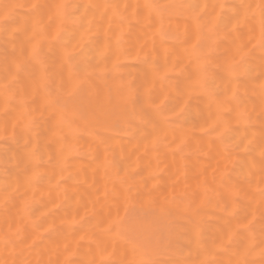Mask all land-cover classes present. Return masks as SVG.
Wrapping results in <instances>:
<instances>
[{
    "label": "bare ground",
    "instance_id": "6f19581e",
    "mask_svg": "<svg viewBox=\"0 0 264 264\" xmlns=\"http://www.w3.org/2000/svg\"><path fill=\"white\" fill-rule=\"evenodd\" d=\"M260 2L0 0V259L135 264L131 215L152 264H264Z\"/></svg>",
    "mask_w": 264,
    "mask_h": 264
},
{
    "label": "rangeland",
    "instance_id": "374dc122",
    "mask_svg": "<svg viewBox=\"0 0 264 264\" xmlns=\"http://www.w3.org/2000/svg\"><path fill=\"white\" fill-rule=\"evenodd\" d=\"M166 39L171 40V38L167 37ZM129 63H133L134 61L130 60ZM171 118V117H170ZM129 116L127 112L124 110H120L118 112H114L109 119L103 120L102 127L109 130L113 134L117 136L123 135V130L125 124L128 122ZM125 228L122 229L121 234L126 237L130 242H134L139 246V248L146 253L149 257H153V255L160 252V249L163 244L164 238L163 232L161 230H156L154 232L155 236L150 234L139 227L134 223L131 215H126L124 218ZM150 232V231H149Z\"/></svg>",
    "mask_w": 264,
    "mask_h": 264
},
{
    "label": "clouds",
    "instance_id": "9594fccd",
    "mask_svg": "<svg viewBox=\"0 0 264 264\" xmlns=\"http://www.w3.org/2000/svg\"><path fill=\"white\" fill-rule=\"evenodd\" d=\"M262 5H264V0H261V2L256 4L255 7H250V9L244 13V17H242L241 20L236 22V23H241L243 22V19L248 16H252V15L258 16L259 18L258 22H259V28H260V39L257 41V43H260L261 40L264 39V30H262V8H261ZM62 15H63V10H62ZM233 26L235 27V24ZM59 34H60V30L57 31L56 35H59ZM34 47L35 45L33 46V48ZM204 81H205V77L202 76L200 80L198 81V83L202 85ZM152 87H153L152 84H146L144 86V92L146 96L151 98V102L149 103L150 107H152L153 109L157 111H160L163 108V106L167 103L169 97L167 94H164L160 97L153 98ZM227 131H228V128L227 126H225L221 130V134L223 135ZM259 253H264V248H261ZM259 253H255V254H259ZM208 259L209 258L206 257L204 260L206 264H208ZM0 264H9V262L5 261L4 259H0ZM22 264H31V262L29 260H24ZM135 264H152V258H150L147 255H144L141 257V259L136 261Z\"/></svg>",
    "mask_w": 264,
    "mask_h": 264
},
{
    "label": "snow or ice",
    "instance_id": "6c2138e0",
    "mask_svg": "<svg viewBox=\"0 0 264 264\" xmlns=\"http://www.w3.org/2000/svg\"><path fill=\"white\" fill-rule=\"evenodd\" d=\"M36 5L33 4L32 7H35ZM65 8V5L64 4H60L57 6V11H58V14L62 15V10ZM262 8V30H264V5L261 6ZM12 13V10L9 9L8 11L4 12L3 14H0V20H4L6 19L9 15H11ZM260 44L264 45V39L261 40ZM36 52V49L35 47L33 48V53ZM243 59V57H241V60ZM236 63V62H234ZM261 92H262V95H264V83L261 84ZM232 96H235V91L232 92ZM148 102L150 103L151 102V98L148 97ZM185 106H186V102L185 104H181L178 106L177 108V111L175 113H173L174 115L178 116L180 113H182L184 110H185ZM216 124L215 121H213L211 124L208 125L209 128L211 127H214ZM202 130H205V129H202ZM218 135H222L221 132L217 133ZM159 137H155L153 139V144L157 143L159 141ZM183 144V141L180 142V144H177L176 145V148L177 149H180L181 145ZM262 154H264V149H262ZM35 173L33 174V178L35 177ZM61 179H63V177H61ZM255 220V216L252 217V219H249L248 222L244 225H242V227H245V228H248L250 225L253 224ZM73 223L75 221H72ZM117 228V224L116 222L112 221V222H109V224L104 228L105 231H113ZM231 235H229L228 239L231 240ZM110 255V254H108ZM107 260V256L104 252H101L100 254V259L99 261H97V264H105ZM201 264H206L205 261H202ZM244 264H246V262H244Z\"/></svg>",
    "mask_w": 264,
    "mask_h": 264
}]
</instances>
